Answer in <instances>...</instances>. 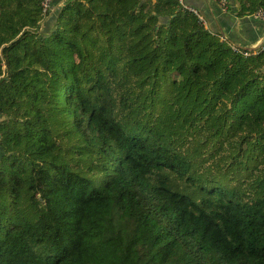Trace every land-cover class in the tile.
<instances>
[{
  "label": "trees",
  "instance_id": "16d2710c",
  "mask_svg": "<svg viewBox=\"0 0 264 264\" xmlns=\"http://www.w3.org/2000/svg\"><path fill=\"white\" fill-rule=\"evenodd\" d=\"M43 2L0 0V264H264V50L179 0Z\"/></svg>",
  "mask_w": 264,
  "mask_h": 264
},
{
  "label": "crops",
  "instance_id": "0c3cea01",
  "mask_svg": "<svg viewBox=\"0 0 264 264\" xmlns=\"http://www.w3.org/2000/svg\"><path fill=\"white\" fill-rule=\"evenodd\" d=\"M204 16L208 28L218 32L232 44L249 51L264 44V22L253 16L238 17L236 6L222 8L216 0H186Z\"/></svg>",
  "mask_w": 264,
  "mask_h": 264
},
{
  "label": "built area",
  "instance_id": "2783aa9c",
  "mask_svg": "<svg viewBox=\"0 0 264 264\" xmlns=\"http://www.w3.org/2000/svg\"><path fill=\"white\" fill-rule=\"evenodd\" d=\"M181 3H182V1L183 0H179ZM216 1H218L219 2V4H220V6L222 7V8H225L226 7V0H216ZM48 2H49V0H44V2H43V11L45 12V10H47V7H48ZM186 9H188V10H190V11H192L197 17H198V19L202 22V23H204L205 24V20H204V18H203V16L201 15V14H199V12H198V10L197 9H195V8H193V7H190V6H186V5H183ZM251 16H253L254 18H256V19H258V20H261V21H264V12L262 11V10H258V11H256L253 15H251ZM222 39V38H221ZM233 49L236 51V52H242L241 54L243 55V56H248L249 54H256L257 53V50L258 49H261V50H264V44H262L258 49H256L254 52H252V51H247V50H244V49H241V48H239V47H236V46H234L233 45ZM242 50V51H241Z\"/></svg>",
  "mask_w": 264,
  "mask_h": 264
},
{
  "label": "rangeland",
  "instance_id": "374dc122",
  "mask_svg": "<svg viewBox=\"0 0 264 264\" xmlns=\"http://www.w3.org/2000/svg\"><path fill=\"white\" fill-rule=\"evenodd\" d=\"M182 4L183 5H186V6H190V7H193V8H195L194 6H192V5H190V4H188V3H186V4H184L183 3V1H182ZM60 5V3L58 2L55 6H54V8H53V10L50 12V15H48L45 19H44V22L42 23V26L43 27H48V25H50V23L52 22V20H53V11H54V9L55 8H57L58 6ZM185 8V7H184ZM195 9H197V8H195ZM198 10V9H197ZM199 11V10H198ZM205 20V19H204ZM206 22V21H205ZM46 27V28H47ZM252 52H254L255 50H251Z\"/></svg>",
  "mask_w": 264,
  "mask_h": 264
},
{
  "label": "water",
  "instance_id": "95a60500",
  "mask_svg": "<svg viewBox=\"0 0 264 264\" xmlns=\"http://www.w3.org/2000/svg\"><path fill=\"white\" fill-rule=\"evenodd\" d=\"M233 45L236 46V47L241 48V46H239V45L236 44V43H233ZM260 46H261V44H259L258 46L256 45L253 49H249V50H250V51H251V50H256V49H258Z\"/></svg>",
  "mask_w": 264,
  "mask_h": 264
}]
</instances>
